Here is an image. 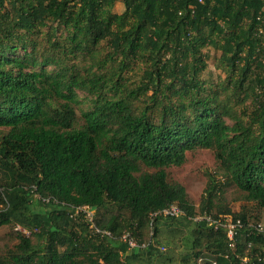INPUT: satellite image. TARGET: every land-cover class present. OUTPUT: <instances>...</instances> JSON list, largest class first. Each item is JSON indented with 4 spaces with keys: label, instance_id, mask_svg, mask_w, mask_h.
Returning <instances> with one entry per match:
<instances>
[{
    "label": "trees",
    "instance_id": "16d2710c",
    "mask_svg": "<svg viewBox=\"0 0 264 264\" xmlns=\"http://www.w3.org/2000/svg\"><path fill=\"white\" fill-rule=\"evenodd\" d=\"M0 128V264H132L182 227L183 262L264 264V0H0ZM203 148L196 207L166 168ZM199 211L240 219L234 246Z\"/></svg>",
    "mask_w": 264,
    "mask_h": 264
},
{
    "label": "rangeland",
    "instance_id": "374dc122",
    "mask_svg": "<svg viewBox=\"0 0 264 264\" xmlns=\"http://www.w3.org/2000/svg\"><path fill=\"white\" fill-rule=\"evenodd\" d=\"M122 9V4L117 2L114 11L120 12ZM3 131L4 129L0 128V134ZM166 171L168 172L170 179L178 181L184 185L190 201L194 203L196 207L201 198L207 193L206 190L210 183L209 177L218 178L220 176L215 165L213 151L204 148L187 152L186 160L183 164L180 166H169L166 168ZM219 186L222 189L224 196L222 202L226 203L232 210L238 211L242 205H246L251 209V203L241 200V194L234 186L225 183H221ZM32 204L34 208H39L35 205L36 199H33ZM40 207L42 210L46 208L43 204ZM259 213L261 214V220L259 222L264 224V209L259 211ZM12 229V225H0V252H3L9 246H12L15 242ZM16 229L21 232L24 231L26 235H29L34 239V235L29 229L24 228L20 224L16 225ZM33 229H35V227ZM187 232L188 229L185 227H182L181 229L178 228V231H173L172 233L171 231L166 230L165 233H167V236L172 239L174 245L165 243V241H163L164 238H162L160 243H153L156 249L150 257L142 255L143 258H134L132 259V264H191V259L187 262L182 261V257L187 251L185 245ZM120 240L122 241V239ZM127 251L130 253V250L127 249Z\"/></svg>",
    "mask_w": 264,
    "mask_h": 264
},
{
    "label": "built area",
    "instance_id": "2783aa9c",
    "mask_svg": "<svg viewBox=\"0 0 264 264\" xmlns=\"http://www.w3.org/2000/svg\"><path fill=\"white\" fill-rule=\"evenodd\" d=\"M201 1V0H200ZM79 211H83L85 213V217L87 221L91 224V226H94L93 223V212L87 207V206H81L73 213H77ZM162 215V216H180L183 215L184 212L182 209H180L176 204H170L169 206L161 209L158 212H155L154 215ZM193 221L195 222H204L206 225L213 227L214 229L217 228H223L226 234V237L229 241L230 246H234L235 237L237 235L238 229L243 227V223L240 221V219L236 218L233 219L229 215H224L221 217H213L212 214L206 212V211H199L197 212L193 217ZM252 231L256 233L264 234V224L261 222L256 223H250L248 224ZM97 233L100 235H110V232L107 230H100L98 228L95 229ZM24 233V231H23ZM120 239H122V242L125 243L126 248L128 250H131L135 247H143L145 246V243H138L135 237L132 235V233L128 230H124L122 235L120 236ZM201 260V259H199ZM215 262H213L214 264Z\"/></svg>",
    "mask_w": 264,
    "mask_h": 264
},
{
    "label": "bare ground",
    "instance_id": "6f19581e",
    "mask_svg": "<svg viewBox=\"0 0 264 264\" xmlns=\"http://www.w3.org/2000/svg\"><path fill=\"white\" fill-rule=\"evenodd\" d=\"M179 207V206H178ZM180 208V207H179ZM163 209V208H162ZM152 214H153V212H152ZM154 218H155V216H154ZM129 231V230H128ZM123 233V232H122ZM140 243V242H139ZM142 243V242H141Z\"/></svg>",
    "mask_w": 264,
    "mask_h": 264
}]
</instances>
